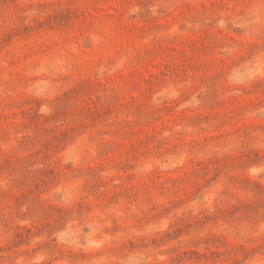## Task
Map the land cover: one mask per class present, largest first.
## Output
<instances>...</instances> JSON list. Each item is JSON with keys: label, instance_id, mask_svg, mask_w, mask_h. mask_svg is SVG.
<instances>
[{"label": "rangeland", "instance_id": "rangeland-1", "mask_svg": "<svg viewBox=\"0 0 264 264\" xmlns=\"http://www.w3.org/2000/svg\"><path fill=\"white\" fill-rule=\"evenodd\" d=\"M0 264H264V0H0Z\"/></svg>", "mask_w": 264, "mask_h": 264}]
</instances>
